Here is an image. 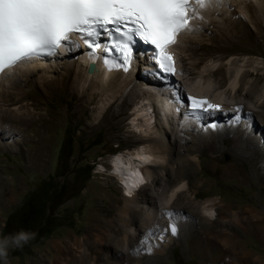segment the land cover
I'll return each instance as SVG.
<instances>
[{
  "label": "rangeland",
  "instance_id": "374dc122",
  "mask_svg": "<svg viewBox=\"0 0 264 264\" xmlns=\"http://www.w3.org/2000/svg\"><path fill=\"white\" fill-rule=\"evenodd\" d=\"M261 24L264 30V22ZM248 29L253 35L249 36L247 46L237 49L228 47L224 38L209 40L212 30L203 38L218 48L199 50L196 57L219 58V63L234 58L247 64L255 65V61L264 64V38L254 36L251 26ZM138 68L134 74L142 72ZM253 78L250 75L245 82L248 84ZM29 94L17 103L20 108H14L16 112L12 102H0V117L7 113L10 119L6 118L5 125L11 130L10 136L5 134L6 137L0 138V236L19 229L35 233L22 248L9 250L8 264H117L121 254H126V248L118 251L117 246L124 233L118 216L124 196L117 179L110 176V168L113 155L126 153L139 142L128 124L131 103L115 102L111 109L113 116L108 114L95 125L92 109L97 96L81 110L76 105L79 90L73 97L42 96L33 90ZM232 118L221 116L220 123L230 124ZM255 125L264 130L258 123ZM188 136L191 139V133ZM253 136L260 135L256 131ZM262 141L253 149L259 148L264 160ZM37 142L43 147L37 148ZM189 142L182 141L179 145L186 147ZM229 143L230 139H225L215 152L188 153L181 148L179 155L167 160L172 167L169 169L177 167L180 172L167 177V185L187 182V190L172 206L189 212L190 223L186 226L180 223L179 228L177 225L175 235L169 233L173 243L165 253L150 260L142 257L141 264H221L224 238L235 242L238 256L233 259L234 264H264V165L256 164L258 153L252 154L251 150L233 153L227 147ZM179 157L194 162L182 168L178 165ZM43 183L49 187L61 185L57 200L54 198L52 202L49 194L41 192ZM206 198L211 199L217 213L211 224L206 223L209 220L202 212ZM19 220L24 223L19 224ZM152 229L147 231L152 233ZM123 263L140 264L131 258Z\"/></svg>",
  "mask_w": 264,
  "mask_h": 264
},
{
  "label": "bare ground",
  "instance_id": "6f19581e",
  "mask_svg": "<svg viewBox=\"0 0 264 264\" xmlns=\"http://www.w3.org/2000/svg\"><path fill=\"white\" fill-rule=\"evenodd\" d=\"M199 13L202 19H194L191 23L192 30L181 32L172 46L178 69L173 83L174 88L183 94L187 91L200 99L218 104L219 110H209V113H214L213 118L203 117L197 120L185 116V111L182 113L180 105L169 96L170 91L165 90V83L152 76L147 77L139 71L134 74L135 67L139 69L141 62L137 66L131 65L128 72L122 69H105L104 73L97 62H91L94 64V70L88 72V64L92 59L86 57L81 46L62 47L57 50L56 55L19 63L0 74V102H12V105H16L12 109L20 108L17 103L26 99L32 90L48 97L53 94H68L73 97L79 90L76 105L81 110L98 97L97 104L92 109L93 123L98 125L108 114L113 116L111 109L115 102L120 105L131 103L132 112L128 124L139 142L126 153L113 155L112 164L110 161V176L117 179L124 196V204L118 210V216L121 218L118 219L124 225V233L115 246H119L118 251L126 248V254H121L122 258H118L117 264H124L125 259L129 258L140 264L142 257L147 256L148 260L151 257L158 258L173 243V237L169 235L172 234L169 225H178L179 228L180 223L185 226L190 223L189 212L185 213L183 208L180 209L177 205L172 206L187 190V182L170 187L166 182L167 177L180 173L177 167L176 170L169 169L172 167L167 162L171 160L172 155H179V149L184 148L188 153L197 150L215 152L224 144L225 139L229 138L227 147L231 152L245 153L251 150L252 154L256 152L259 155L256 164L264 165L259 148L253 149L261 139L264 142V130L255 125L258 123L264 128V84H260V81L264 80V64L261 65L255 60V65L254 62L247 64L246 61H237L234 58H227L219 63V58L209 57L204 60L196 57L199 50L214 46L212 41H205L203 38L212 30L209 40L224 38L229 44L228 47L235 49L247 46L249 36L253 35L248 26L253 28L254 36L264 38L261 24L264 22V0H222L219 6L213 0L207 8L199 9ZM214 47L218 48L217 44ZM136 60L135 58V62ZM250 75H254V78L247 84L245 80ZM218 111L224 116L235 115L238 120L230 124L220 123L223 119ZM22 115L19 116L23 119ZM216 115L220 118H216ZM6 116L7 113L0 117V138L11 133L10 128L5 125L6 118L10 117ZM206 121L215 127H208ZM256 131L260 138L253 136ZM189 133L192 135L191 139ZM182 141L191 143L182 147L179 145ZM36 147L42 148L43 145L37 142ZM193 162L191 159H178V165L182 168L192 165ZM213 205L211 199L206 198L205 205L202 206V212L209 220L206 222L208 224L217 219ZM168 212L173 215H167ZM149 227L154 231L150 232L151 234L147 231ZM234 244L235 242L225 238L222 240L221 264H234L233 259L238 256Z\"/></svg>",
  "mask_w": 264,
  "mask_h": 264
},
{
  "label": "snow or ice",
  "instance_id": "6c2138e0",
  "mask_svg": "<svg viewBox=\"0 0 264 264\" xmlns=\"http://www.w3.org/2000/svg\"><path fill=\"white\" fill-rule=\"evenodd\" d=\"M214 2L219 6L222 0ZM211 3L213 0H0V72L33 58L56 55L62 47H78L70 39L78 34L92 50L90 56L97 50L106 54L103 63L109 71H129L137 42L151 46L149 59L159 70L157 74H163L161 79L167 80L169 74H175L169 47L181 32L192 30L190 21L202 19L199 9ZM113 49L117 55L110 59ZM174 96L177 104L190 109L185 116L197 120L220 108L193 96L185 102L179 91ZM237 120L234 115L230 123ZM169 227L175 235L176 227Z\"/></svg>",
  "mask_w": 264,
  "mask_h": 264
},
{
  "label": "clouds",
  "instance_id": "9594fccd",
  "mask_svg": "<svg viewBox=\"0 0 264 264\" xmlns=\"http://www.w3.org/2000/svg\"><path fill=\"white\" fill-rule=\"evenodd\" d=\"M34 235L35 233L30 230L19 229L14 233L0 236V264H8L9 250L22 248L34 238Z\"/></svg>",
  "mask_w": 264,
  "mask_h": 264
},
{
  "label": "flooded vegetation",
  "instance_id": "af4514ba",
  "mask_svg": "<svg viewBox=\"0 0 264 264\" xmlns=\"http://www.w3.org/2000/svg\"><path fill=\"white\" fill-rule=\"evenodd\" d=\"M48 184V183H47ZM47 184L43 183L41 185V192L44 194H49V198H52L51 200H53L54 198L57 200V198L61 195V185L58 187L55 186H48ZM50 185V184H49ZM30 202V199L28 198V200ZM55 200H53L52 202H54ZM24 220H19V224H23Z\"/></svg>",
  "mask_w": 264,
  "mask_h": 264
},
{
  "label": "water",
  "instance_id": "95a60500",
  "mask_svg": "<svg viewBox=\"0 0 264 264\" xmlns=\"http://www.w3.org/2000/svg\"><path fill=\"white\" fill-rule=\"evenodd\" d=\"M94 70V64L93 63H90L88 68H87V71L88 72H92Z\"/></svg>",
  "mask_w": 264,
  "mask_h": 264
},
{
  "label": "trees",
  "instance_id": "16d2710c",
  "mask_svg": "<svg viewBox=\"0 0 264 264\" xmlns=\"http://www.w3.org/2000/svg\"><path fill=\"white\" fill-rule=\"evenodd\" d=\"M69 149H70V143H69ZM67 151H68V148H67ZM10 221V216H9V218L7 219V223ZM6 223V224H7ZM7 225H5V227H6Z\"/></svg>",
  "mask_w": 264,
  "mask_h": 264
}]
</instances>
